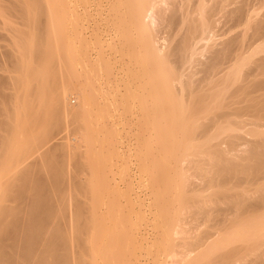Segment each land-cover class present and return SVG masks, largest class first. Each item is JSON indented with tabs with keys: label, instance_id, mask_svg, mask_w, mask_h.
Returning a JSON list of instances; mask_svg holds the SVG:
<instances>
[{
	"label": "bare ground",
	"instance_id": "6f19581e",
	"mask_svg": "<svg viewBox=\"0 0 264 264\" xmlns=\"http://www.w3.org/2000/svg\"><path fill=\"white\" fill-rule=\"evenodd\" d=\"M19 2L23 3L24 0H19ZM19 2H17V5L20 4ZM30 2L36 4L35 10H38L29 13L28 11L33 10L32 8L28 11H26L27 9H23L24 12L22 14L28 12L27 16H25V22H31L27 23L30 27L33 25L30 31L34 30V24L39 22V19H36L38 17L37 13L39 12L41 14L42 12V16L45 15L43 13H46L45 18L50 20V22L48 23L44 18L47 23H44L45 25L43 23L41 24L46 27L49 26L47 27L48 29L50 25L53 26L52 30L54 34H57L49 33L50 31H46V27V29H43V26H39L40 30H45L42 33L47 34H40L41 31L39 29L40 32L35 33L38 32L35 29L36 31H32L31 33L30 31L28 33L26 32L25 36L20 35L22 40L25 37V40H20L21 42H19L20 36L15 35L18 37V42H16L17 40L12 41L14 43L13 47L11 43L10 45L7 42L10 45L9 47L7 45L8 48L12 47L14 51H20L18 55H16L17 52L9 51L12 52L10 53L11 55H15L14 57L12 56L14 61L11 60L15 66H12L10 62L8 64L13 68L16 67L18 69L17 71H20L19 74L21 76L18 73H15L16 75L13 74V77L16 79H18V75L20 77L18 83L14 82L13 79V83H16L14 88L12 86L13 84L11 85L12 80H10L11 86L7 85L9 83H4V81L2 83V80H0V264H264V0H30ZM30 2L26 0V6H29L27 3L30 4ZM33 3L32 5L30 4V7L34 6ZM16 6L13 8H16ZM19 9L22 10V8ZM67 9H69L70 13L72 12V15L74 13H76L74 15L78 14L79 16L85 14L86 17L92 11L93 13L95 12L94 14H98L104 10L107 11V14L105 12L102 14H106L103 17L105 18L103 22L108 21L114 26L112 27L113 31L110 29L112 32L108 36L111 47L106 44L107 42H103L109 49L111 48L108 51L113 55L116 52L123 51H120L121 48H130L126 52L129 55L131 54V61L134 60L135 62H133L134 64L131 63L134 66L130 64L131 61L126 64L125 59H122L124 54H120L122 56L121 60L124 61V67L126 68L123 67V64H120L121 68L116 69V71L120 70L121 72L124 68V73L130 74L132 71L128 72V70H131L128 64L131 67L133 66V69L135 67V74H130L132 76L134 74L135 76V87L133 85L135 89V95H133L135 96V99H133L135 101L134 121L137 122L139 127L143 125L141 127L142 130L144 126H150L146 129V134H153L151 136H153L154 139H152L154 141L152 140L153 143H149L154 144V150H159V154L164 150L167 154L172 155H169L170 158L167 156L168 158L166 159L169 161H166L164 158L163 160L157 158L154 155L157 151L153 154L151 150L150 153L156 157V162L153 159L155 157H152V159L149 157L151 162L149 159L147 162H150L149 164L151 165H147V162L145 164L147 169L152 166L148 170L149 174L147 173L152 180L150 183H147L148 185L144 190L147 198L139 199L136 196L139 200L137 199V202L135 200V205L138 206V210L135 208V214H140V220L138 215L137 218L139 221L135 220V228L132 222H129L130 218L128 219L130 214L133 215V212H129L133 209L132 205L128 208V212L130 213L128 214L126 211L121 212L123 208L121 210L119 209L120 203L118 202L120 200H116L117 204L112 196L110 197H112L114 202L111 200L109 202L108 199L110 198H105L107 199L105 201L109 202L107 204L110 205L109 209L111 211L108 212V208H106L108 205L105 206V201L104 204H101L99 192L103 191L104 187L101 190L99 187L103 183L100 186H98L99 184L96 185L99 189L95 188L96 186L94 188L92 187L91 191L93 189L94 191L96 190V198L91 193H87L91 195V198L86 197L87 200L92 201L89 205L88 201L84 200L81 204L79 200L80 207L83 204L86 206V210L83 213L80 210L82 214L78 213L79 209L77 208L79 206L76 205L74 209L78 210H76L78 214H75V210H73V215H70L72 213L71 210L66 208L71 206L69 203L71 200L69 201L70 197L67 196H69L73 188L71 190V188L68 189L69 187L67 189L64 187L68 193L65 196L66 194L64 192L66 190L64 191L61 187L63 184L60 186L62 189L58 188L59 185L57 186L56 184V186L45 184L46 181L44 180V182L43 179H46L48 182L50 178L47 179V176L46 178H42L40 172L38 173V171L44 170L41 166L39 170L33 168L35 169L34 171L29 167L30 164L36 165H31L32 167H39L38 160L42 161L43 159L41 157L47 151L51 153L53 148L57 150L56 146L58 148L61 146L57 145L58 140L56 144H53L54 147L52 145L54 141H51L52 143L49 141L51 145L47 143L52 147H50L51 151L48 150L49 148H44L46 149V152L43 151V153L45 152L44 154L40 153L42 151L36 154L32 149L34 147L33 145L38 142L35 141L33 144V140L32 142L26 141L32 144L31 146L33 147L25 142L27 133L26 128L22 127L25 124L21 125L25 121L22 119L23 117H27L28 119L29 116L28 121L31 120L34 124V113L38 115V112L49 104H55L56 106H53L55 109L60 104V110L63 109L62 112L70 113L69 115H71V119L68 118V115V117L66 116V120L68 118V121H70V124L67 122V125L70 126L66 127L65 124L66 129L64 130L68 131L69 129L67 130V128H70L73 131H80V129H84L88 125V121L91 120L90 122L94 121L93 123H95V111L99 110L97 112L98 114L96 113L97 115L100 114V111H107L104 108L108 103L106 104L107 101L105 102L104 98L106 92H108L106 91L108 87L105 88L104 85L109 80L107 78L108 74L113 75V73H111V69H106L105 65L103 67L104 70L110 72L106 74L107 71L104 72L103 70L107 76H103V81L97 83L93 80V77L95 78L96 75L95 73L99 71V68L97 69L98 71L96 70L97 57L92 58L88 55L86 58V51L82 47H80L82 50H77L79 53L77 56L71 52V47H64L69 44V38H67L69 35L65 33V30L63 33H65L66 37L63 34L60 35L59 33L62 32L58 30L63 29L66 25H62L64 24V20L61 24V19L63 15L68 14L66 13ZM42 10L46 11L43 12ZM100 16L99 14V17H97L100 19ZM15 18L18 19V16ZM70 19L68 18V20ZM75 20L78 21L77 19ZM21 21H24V19H20ZM33 21L35 22L34 24H32ZM95 22L98 23L97 20ZM50 23H54L55 26ZM78 23L80 27L81 24L80 22ZM11 24H9V28L14 29L15 27H12L13 25ZM17 24L15 23V26ZM27 24H25L26 28L28 27ZM107 24L109 25V23ZM70 25L73 27L74 23ZM97 25L95 26L97 27ZM18 26L20 27V25ZM13 29L9 31L13 32ZM74 29L71 30H77ZM75 32H72L73 35H70V38L77 37L79 34L81 36L80 30ZM78 32L79 34H77ZM106 33L104 34L106 35ZM52 35L54 37L56 36V38ZM10 36L7 41H11ZM82 36L80 39H85L86 34ZM91 36L93 35L91 34ZM96 37L98 36L96 35ZM77 39L80 45L86 41L84 39V41H79V38ZM71 41L70 44H73ZM85 43L88 44L87 42ZM97 47L99 48V46ZM69 48L70 51H67ZM100 50L99 48L97 54L102 52ZM131 50L134 52L130 53ZM99 54V63H103L100 64V67H102L101 65H104L105 59H108L109 56L104 59L102 58L104 54L102 53V56ZM7 55L11 57L9 53ZM32 57L36 59L35 66L27 67L25 63ZM116 59L119 60V57ZM55 64L56 66L61 65V68L57 67V69H61L59 71L62 72L54 70L56 67ZM78 65L81 66V69H77ZM23 66H26L25 69H23ZM1 70L5 71L6 69ZM57 72L60 74L64 73L61 77H64L66 74V78L71 75V78L73 76L76 79L77 76L80 77V74L85 77V82L83 81L82 84H72L74 86L73 89L78 94L75 98L78 100V104L75 102V105L77 104L76 109H73L74 106L70 105L72 101L71 103L68 101L69 93L73 91H68V93L65 91L66 87L68 89L72 87L70 85V87L63 86L65 79H61L59 73L57 77L60 81L63 80L64 82L61 81L63 85L61 83L60 85L59 83L57 84L56 81L58 79L55 81V73L58 75ZM11 73L9 72V74ZM32 74L37 77V80ZM11 76L12 74L8 78L7 74L6 77L12 79L10 78ZM82 76L81 78H83ZM71 78L69 77V79ZM96 78L98 77L96 76ZM34 79L37 82L36 84L33 82ZM3 80L5 79L3 78ZM119 82L117 80V83ZM131 83L129 82L128 84ZM3 84H6L4 85V89L9 86L14 90L11 99L14 96L16 103L13 104L11 102L12 107L8 101L11 100L10 97L8 95L5 96V93H3L4 90H2L3 88L1 89V85ZM128 84L126 86L122 84L125 90L129 88ZM127 85L128 88H126ZM114 86L116 85L114 84ZM101 87L106 92H104V89L101 90ZM120 88L124 90L123 86ZM68 89L66 88V90ZM111 89L113 91V88ZM7 90L9 92L10 89ZM131 90L129 91L131 92ZM99 93H102L101 95L103 97H99ZM74 95L76 94L74 93ZM106 96L108 97V95ZM127 96H130L129 93ZM130 97L129 99H132V96ZM36 100L39 103L35 106L34 103L37 102ZM118 101L120 100L118 99ZM129 101L126 103H129ZM7 105L10 106V109H22L21 111L25 112L23 113L24 115L22 114L20 121L17 117L15 119V115L17 114H14V111L11 113L12 109L8 111L9 107ZM33 105L39 110L37 113ZM116 105L119 106L120 104ZM130 106H133V104H130ZM110 107L107 112H110ZM30 109L32 110L30 111ZM48 109L52 110V106ZM21 111L17 110L16 112ZM46 111L48 112L47 109L45 111L41 110L40 118L39 116L36 117L39 120L43 117V121L47 114ZM53 111L55 112L54 109ZM127 111L130 110L127 109L125 114L128 113ZM7 112L9 116L12 114V117H8ZM62 112L57 114L64 116L59 115V119L62 118L64 122L65 120L63 118H65L66 114L64 115ZM107 112L105 113L106 115L104 112H101V115L104 114L105 116V118L102 117L105 122L106 118H110V113ZM48 113L50 114V112ZM19 114L21 115V113ZM42 114L43 116L41 117ZM50 117L52 118L53 116ZM50 117L49 119H51ZM56 119L55 122L61 121L59 119L56 121ZM45 120L39 122L37 119L38 123L35 124L39 126L40 123L42 125L45 123ZM53 123L50 125H54L55 127L57 123ZM58 124L64 125L62 121L61 124L60 122ZM35 126L34 128L37 130L39 127L36 128ZM30 127L31 129L33 128V126ZM200 127L203 130L205 127L206 129L203 131ZM39 129L44 134L47 128H44L45 131L42 128ZM38 130L35 132H38ZM142 130L141 132L143 133L144 131ZM33 131L31 130L32 133ZM58 132L57 134L59 136L60 131L58 130ZM29 134L28 138H36L31 133ZM39 134L38 132L37 135ZM44 135H47V133ZM44 135L41 136L43 138H39L40 136L37 137L44 140ZM48 136L45 140H48ZM50 138L52 139L53 137L50 136ZM39 139L34 140L38 141ZM44 141L41 140L39 142L43 143ZM88 141H86V144H89L90 147L93 146L92 150L87 148L90 150L89 153H91L94 150V144L92 143L93 145H90ZM90 142L92 141L90 140ZM61 143L67 149L64 143ZM28 145L31 149L28 148ZM38 145L40 147V143ZM35 146L38 148L37 144ZM42 147L40 148L42 149ZM54 149L53 152H56ZM83 150L84 148L80 153ZM96 150L94 152L97 155V152L100 150H97V152ZM84 151L87 152L86 148ZM58 152H60L59 149ZM78 153L76 157L74 156L76 159L79 156L81 159L82 157L84 158V154V156H81ZM158 153L156 154L157 156H159ZM54 154L53 157L49 156L48 159L56 158L57 155L55 154V156ZM73 155L71 157L69 156V159ZM162 157H164V154ZM80 158H78V161ZM171 158L172 160L170 161ZM153 160L154 163H152ZM48 161L46 163L47 165ZM57 161L56 163L59 162L58 166H55L51 161L53 165L51 168L49 167L52 177L55 176V180H57V174L62 170V166H59L60 161ZM41 163L40 165H42ZM82 163H79V165H82ZM86 163L85 165L87 166L89 162ZM24 165H29V168L26 167L27 170L25 169V171ZM43 165L45 167V163ZM85 165L83 168L86 171L92 164H88L87 169ZM73 168H75V165ZM90 168L93 170V167ZM76 170L77 172L82 171H80V168ZM51 174L48 176H51ZM74 176L72 175L71 177ZM60 178L62 177L59 175V180H62L61 182L64 183L63 178ZM55 180L53 181L56 182ZM87 180H90L89 177ZM42 181L45 185L41 184ZM93 184H96L95 181L91 184L90 180L89 186L91 187ZM75 194L77 195V193ZM123 197H126V195L123 194ZM114 205L115 207L118 206L119 209V212L117 211L119 214L117 213V215L112 212ZM67 210H69V214ZM66 211L67 214H64ZM59 212L62 213L60 214ZM86 212L89 214L88 217H83V214L86 215ZM78 216L80 217V221L85 220L87 217L84 226L81 224L83 227L77 225L81 228H77L74 225V223L76 224L75 221H79L76 220L79 219ZM55 217L58 219L54 220ZM72 217H76L75 220ZM52 224L53 226L51 227ZM70 224L73 230L75 232L77 231L76 234H72V236L74 235L73 238L68 235L66 236L67 233L65 234V232L71 230L66 228L68 226L70 228ZM73 230L71 231L72 233ZM69 248L71 250L74 249L75 253L70 254L71 250ZM68 249L70 253L66 254L67 252L65 251ZM50 250L56 252L55 255L53 254V257L50 256L51 258H48V254H51ZM47 252L49 253L47 254ZM67 255H70V257Z\"/></svg>",
	"mask_w": 264,
	"mask_h": 264
},
{
	"label": "rangeland",
	"instance_id": "374dc122",
	"mask_svg": "<svg viewBox=\"0 0 264 264\" xmlns=\"http://www.w3.org/2000/svg\"><path fill=\"white\" fill-rule=\"evenodd\" d=\"M14 1V2H13ZM23 1V0H22ZM15 3V4H13V3ZM17 2H19V0H0V68L1 69H6L5 71L4 70H1L0 69V80H2V83H3V81H4V83L6 82V84L7 83H9V84H7V85H10V80H12V82H11V85L13 86V88H14V86H15V84L13 83V79H14V82H17L18 83V81H19V73H20V71H17L18 69H16V67H11L10 66V64H8L9 62L12 64V66H15V64L13 63V61H14V56L13 55H11L10 53H12L14 50H13V46H14V41H16L17 40V38L21 35H23V36H25V34H26V32L28 33L31 29H32V27H33V25L30 27L29 26V24H27V23H31V22H25L26 21V19H25V16H27V14H28V12L30 13V12H34V11H38V10H35V8H36V4H34L33 2V5L34 6H32V7H30V4L32 5V3L30 2V0H28V2H30V4L29 3H27L29 6H26V0H24V2L22 3V2H19L18 4L19 5H17ZM9 4V5H8ZM23 4V5H22ZM38 4V3H37ZM6 5V6H5ZM8 5V6H7ZM17 5V6H16ZM24 5H25V8H24ZM16 6V8H13V7H15ZM20 6V7H19ZM7 7V8H6ZM10 7V8H9ZM28 7H30V8H28ZM34 7V8H33ZM19 8H22V10L21 9H19ZM33 9V10H31V11H28V10H30V9ZM38 8V7H37ZM7 9V10H6ZM9 9V10H8ZM18 11H16V10ZM23 9H27L26 11H28V12H26V14L24 15V14H22L23 12H24V10ZM13 10V11H12ZM16 12H15V11ZM3 11V12H2ZM19 11H22V12H19ZM43 11V10H42ZM44 11H46V10H44ZM43 11V12H44ZM11 12V13H10ZM41 12V11H40ZM103 12H105L106 14H107V11H101V12H99L98 14L96 13V14H94L93 13V11H92V13H90V15H88L87 14V16L88 17H90V18H88V17H86V15L85 14H80L81 16H79L78 14L77 15H74V14H76V13H74L73 15H74V17H73V15H72V12L70 13V11H69V9H67V12L66 13H68V14H66V15H63V18L61 19L62 21H61V24H62V22H63V20H64V24H62L63 26L66 24L67 25V27H63V29H61V30H63V31H61V30H58V31H60V32H62V33H59L60 35L61 34H63V35H65V33L67 34V35H69V36H67V38H69V40H68V42H69V44H67V46H64V47H67L68 48V46L69 47H71L72 49H71V52L72 53H74V55H76L77 56V54L79 55V53H78V49H79V51L80 50H82V49H84L86 52V54H87V56H86V54H85V56H86V58L88 57V55L90 56V57H92V58H95V57H97V66H96V70L99 68V71H98V73H95L96 75H95V78L93 77V80H95L97 83H101L102 81H103V79H102V77L103 76H107L106 74L108 73V72H110V71H105L104 70V66H105V68L107 69H111V73H113V75L112 74H108V77L107 78H109V80L107 81V84L106 85H104L105 86V88H107L106 89V91H108V92H106L105 91V89L103 88V87H101V90H103L104 89V92H106V95H108V97L105 95V98H104V100H105V102H106V104H107V106H111L110 107V112H107V111H109L108 110V108L109 107H105L104 109L106 110L107 109V111H100L99 113V115H97L98 113V111H95V123H93L94 121H92V122H90V121H88V125H86L85 127H84V129H80V131H73V129L72 130H70V128H67V130L68 131H66V130H64V129H66V127H69L70 125H67V122L70 124V121H68V118H70V116L71 115H69L70 113H64V112H62V110H60L61 109V106H60V104L59 105H57V107H56V109L55 108H53V106L55 105V104H53V105H51V104H49L48 106H44L45 108L44 109H41L42 111H45V109H47L48 110V112H50V114L46 111V115L48 116L47 118H46V115H45V119H47V120H45V123L44 124H40L39 123V126L37 125V124H35V123H38L37 122V119H38V121L40 122V121H42V119H43V114L41 115V120H39V118H40V114L42 113L41 112V110H40V112H38V115L37 114H35L34 113V115H35V117H34V115H32V117H34L33 119H35V121H34V124L36 125H34L33 124V122H31V120L30 121H28L29 120V116H28V119H27V117L26 118H22V114L23 113H25V112H22L21 110H19V109H15L16 111L18 110V111H21V112H16L15 110H13L14 108H11L12 109V111H11V113H13V111H14V114H17V115H15V119H19V121H20V119L22 118V119H24L25 121L24 122H22V120H21V125H23V124H25V125H23L22 127L23 128H26V133H27V135H26V137L28 138V134L29 133H31L32 134V136H36V138H26V140H25V142L27 141H31L32 142V140H33V144L35 143V141L36 142H38V143H40V147H42L43 145H44V147H42V149L39 147V145H38V143H35V145L37 144V146H38V148H36V146L35 145H33L35 148H36V150H35V148L33 147V146H31L32 144H30V143H27L26 142V144H30V146L31 147H33V151H35L36 152V154H37V152H40V151H42V152H40V153H42V154H44L45 152H46V149H44V148H49L48 150H50L51 151V149H50V147L51 146H49L48 145V143H49V141L52 143V145L53 144H56V141L58 140L59 142H60V144H59V142H57V145H59V146H61V147H59L58 148V146H56V148H57V150H55L54 148V151H56V152H53V149H52V151H51V153L49 152L48 153V151L46 152V154L45 155H43V156H45V158H43V156L41 157L43 160L41 161V160H38V166L39 167H32L33 165L32 164H30V166L29 167H31V169L34 171L35 169H37V170H39V169H41L40 168V166L45 170H43V171H38V173L40 172V175L42 176V178H46V176H47V179H49L50 178V180L48 181V182H50V183H48L47 182V180L46 179H43V181L45 182V184L46 185H49V186H51V184H52V186L53 185H59L58 186V188H63V190L65 191L66 189H67V187H69L68 189H70L71 188V190H72V188H73V190L72 191H70L71 193V195H74V196H72L71 197V195L69 194V196H67V190L64 192V194H66L65 196H67V197H70V199H69V203H70V205L71 206H68V208H66V209H70L71 210V214L70 215H73V210H75L74 209V207L76 208V205H78L79 207L77 208V209H79V211H78V213H83V211L84 210H86V206L83 204L81 207H80V205H79V200L81 201V204H82V201H84V200H86V201H88V205H89V203H91L92 201H89V200H87V198L86 197H90L91 198V195H88V194H92V196L94 197V198H96L95 197V194H96V190L94 191V189H93V191L95 192H93V191H91L92 190V187L94 188L97 184H99L98 186H100L102 183V185L99 187L100 188V190H101V188H103L104 187V190L103 191H101V192H99L100 193V201H101V204L103 203L104 204V201L105 200H107L108 198H110V199H108V201L109 200H111L112 202H114L115 201V203H117V201H119L118 203H120L119 204V209L121 210V208H123V210L121 211V212H124V211H126V212H128L129 211V206L131 207V205H132V210L131 211H129V212H133V215L132 214H130L129 212H128V214H130V216L128 217V219H129V222H132V224L134 225V228H135V222L138 220V215H139V220H140V214H135V208L137 209V205H135V200H136V202H137V199L139 198V199H142V198H147V195H145V188H146V186L148 185L147 183L149 182L150 183V181L152 180V179H150L149 178V176H148V174H149V172H148V170H150V168H152V166L151 167H148L147 165H151V164H149L150 162H151V159H152V157H157V158H160V159H162L163 160V158H164V160H166V161H169L168 159H166V158H168L169 157V155H171V154H167L164 150V152L163 151H161L162 153L161 154H159L158 153V151L157 150H154V147H153V145L154 144H150L149 142H151V143H153L152 142V140L154 139L153 138V136H151V135H153V134H151V133H147L146 134V132H147V128H149L150 126H148V125H146V126H144V128H143V130L141 129V127H143V125H141L140 127H139V125L137 124V122H135L134 120H135V101L133 100V99H135L134 97L135 96H133V95H135L134 93H135V89H134V87H135V76H134V74H135V67H134V69L132 68L134 65V60L133 61H131L132 59H131V54L129 55V53L128 52H126V50L127 51H129V49H125V48H121L120 49V51L121 50H123L125 53H126V55H125V53L123 52V51H121V52H116V54H112V53H110L109 51H110V49L108 48V46L110 45V42H109V38H108V36L111 34V32L113 31V28L112 27H114L113 26V24H111L110 22H108V21H105V23L103 22V19H105V18H103L104 16H106V14H102ZM14 13H16V14H14ZM37 13V12H36ZM35 13V14H36ZM14 14V15H13ZM17 14H19V15H17ZM39 12L37 13V20L39 21L37 24L33 21V23L32 24H34V27L35 28H33L34 30H32V31H36V30H38L40 27L39 26H43V24L44 23H47V21H48V23L50 22V20H48L47 18H45V16H46V13H43V14H45V15H43L42 16V12H41V14H39ZM99 14L102 16H100V19L98 18L99 17ZM16 15V16H15ZM21 15H23V16H21ZM72 15V16H71ZM85 15V16H84ZM92 15V16H91ZM95 15V16H94ZM18 16V19L17 18H15V17H17ZM41 16H42V18H41ZM67 16V17H66ZM77 18H76V17ZM98 16V17H97ZM24 17V18H23ZM35 17H36V15H35ZM48 17V16H47ZM74 18V20H73V18ZM93 17V18H92ZM95 17H96V19H95ZM41 18V19H40ZM44 18H45V20H47V21H45L44 20ZM67 18V19H66ZM68 18L70 19V18H72V19H70V20H68ZM20 19H24V21H21L20 22ZM36 19H35V21H36ZM66 19V20H65ZM75 19H77L78 21H76ZM86 19V20H85ZM97 20L98 21V23H96L95 22V20ZM19 20V21H18ZM85 20V21H84ZM11 21V22H10ZM45 21V22H44ZM68 21V22H67ZM81 21H83V22H81ZM92 21H94L93 23H92ZM100 21V22H99ZM15 22L17 25L15 26V23H14V25H13V23ZM51 22H52V20H51ZM71 22V23H70ZM78 22H80V27H79V23ZM87 22V23H86ZM12 23V24H11ZM20 23V24H19ZM21 23H23V24H21ZM41 23H43V24H41ZM74 23V26L76 27V25H77V27L75 28L74 26V28L75 29H77L78 31L80 30V32H81V36L84 34V36H85V34H86V36H85V39L84 40H86L85 42H87L88 44H86L85 42H80V43H82L83 44V46H82V44L80 45L79 44V42H78V39L77 38H79V41L81 40V41H84L83 39H80L81 38V36H80V34H79V32L77 33V34H79L77 37H73V38H70L73 34H72V32L74 33L75 31H77V30H75L73 27H72V25H70V24H73ZM76 23V24H75ZM78 23V24H77ZM85 23H86V26H85ZM96 23V24H95ZM100 23V24H99ZM107 23H109V25L107 24ZM9 24H11V25H13L12 27H15L14 29H13V32H10L9 30H11L12 31V29L11 28H9L10 27V25ZM25 24H27V28H26V25ZM50 24H52V23H50ZM49 24V25H50ZM54 24V23H53ZM52 24V25H53ZM55 24H56V22H55ZM55 24H54V26H55ZM97 25V27H98V29H97V27L94 25ZM104 24V25H103ZM18 25H20V27L18 26ZM23 25V26H22ZM25 25V26H24ZM45 25V24H44ZM92 25V26H91ZM100 25V26H99ZM106 25V26H105ZM110 25H112L111 27H110ZM22 26V27H21ZM37 26V27H36ZM109 26V27H108ZM16 27H18V28H16ZM25 27V28H24ZM44 28L43 29H46L47 27H49V26H43ZM46 27V28H45ZM52 27L53 26H51L50 25V28L48 29L47 28V30L46 31H50L49 33H53L54 34V32H53V30H52ZM82 27V28H81ZM97 29H95V28ZM101 27V28H100ZM104 27V28H103ZM8 28V29H7ZM22 29V31H21V29ZM30 28V29H29ZM65 28H67V29H65ZM69 28V29H68ZM73 30H75V31H72L71 29ZM81 28V29H80ZM86 28H88L87 30H86ZM90 28V29H89ZM36 29V30H35ZM41 29H42V27H41ZM52 31H51V30ZM83 29H84V31H83ZM102 29V30H101ZM107 29V30H106ZM112 31H111V30ZM23 30L25 31L24 33H23ZM27 30V31H26ZM40 30V29H39ZM38 30V32H35V33H39L40 31H41V33L40 34H47V33H42V32H45V30L43 31V30H40L39 31ZM64 30H65V33H63L64 32ZM70 30H71V32H70ZM82 30V31H81ZM94 33H92L91 31ZM96 30V31H95ZM110 30V31H109ZM14 31H20V32H14ZM32 31H30V33L32 32ZM57 31V32H58ZM99 31V32H98ZM100 32H102V33H100ZM106 33V35L104 34V33ZM17 33V34H16ZM34 33V32H33ZM76 33V32H75ZM89 33V34H88ZM96 33V34H95ZM3 34V35H2ZM8 34V35H7ZM55 34H57V33H55ZM54 34V35H55ZM91 34L93 35V36H91ZM12 35H14V36H12V38H11V36ZM15 35H18V37L17 36H15ZM49 35V34H48ZM62 35V36H63ZM71 35V36H70ZM96 35L98 36V37H100V38H98V37H96ZM100 35V36H99ZM10 36V40L11 41H7V39H9L8 37ZM21 36H20V38H19V42H21L20 40H22V38H21ZM50 36V35H49ZM48 36V37H49ZM53 36V35H52ZM62 36H60V37H62ZM54 37V36H53ZM52 37V38H53ZM59 37V36H58ZM57 37V38H58ZM65 37H66V35H65ZM83 37V36H82ZM88 37V38H87ZM93 37H94V40H93ZM15 38V39H14ZM54 38H56V36L54 37ZM66 38V39H67ZM77 39V41H76V39ZM103 38V39H102ZM3 39V40H2ZM74 40V42H73V40ZM101 39V40H100ZM23 40H25V37L23 38ZM22 40V41H23ZM72 40V41H71ZM97 40V41H96ZM107 40V41H106ZM4 41V42H3ZM13 41V42H12ZM70 41H71V43L73 42V44H70ZM93 41H95V42H93ZM99 41V42H98ZM102 41V42H101ZM108 45V46H106V44L104 43V42ZM7 42H9L8 44H10L12 47H10V48H8L10 45H8L7 44ZM16 42H18V40L16 41ZM77 42H78V45H77ZM98 42V43H97ZM66 43V42H65ZM76 43V44H75ZM84 43H85V45H84ZM95 45H93V44ZM96 43H97V45H96ZM101 43V44H100ZM5 44H6V46H5ZM7 45H8V47H7ZM60 45V44H59ZM65 45V44H64ZM71 45V46H70ZM77 46H79V48H77L76 49V47ZM97 46H99V48L101 49L100 50V54H101V56H102V53L104 54L103 56H102V58H107L108 56V59H109V61H107L108 59H105V63H104V65H101L102 67H100V64H103V63H99V57H98V54H97V51L99 50V48L97 47ZM5 47V48H4ZM80 47H82V49L80 48ZM85 47H87L86 49H85ZM89 47V48H88ZM92 49H91V48ZM95 47H96V49H95ZM104 47H106L104 50H102ZM110 47H111V45H110ZM117 47H119V46H117ZM12 48V49H11ZM58 48H60V47H58ZM57 48V49H58ZM133 48V47H132ZM7 49H9L8 51H7ZM60 49H62V48H60ZM108 49H109V51H108ZM74 50V51H73ZM88 50H89V52H88ZM96 50V51H95ZM133 50H135V49H133ZM3 51V52H2ZM9 51H12V52H9ZM67 51H70V48H69V50H67ZM90 51H91V53H90ZM119 51V50H118ZM15 53H16V55H18V53L20 52H18V51H14ZM99 52V51H98ZM134 52V51H133ZM132 52V50L130 51V53H133ZM5 53V54H4ZM9 53V55H11V57H9L7 54ZM14 53V54H15ZM81 53V52H80ZM20 54V53H19ZM92 56H91V55ZM96 54V55H95ZM99 54V55H100ZM110 54V55H109ZM122 54H124L123 55V58H122V56L121 55ZM95 55V56H94ZM128 55V56H127ZM7 56V57H6ZM94 56V57H93ZM106 56V57H105ZM113 56V57H112ZM128 58H127V57ZM131 56V57H130ZM113 58V60L114 59H116V58H118L119 57V60L118 59H116V60H112V58ZM114 57H116V58H114ZM126 57V58H125ZM129 57H130V60H129ZM135 57V56H134ZM133 57V58H134ZM9 58V59H8ZM33 58V59H32ZM31 59H32V61H31V59L29 60V61H31V62H26L25 64H26V66L27 67H33V66H35L34 64H35V61H36V59H35V57H32ZM121 58L124 60V61H126L125 63L127 64V62H130V64L131 63H133V64H131V65H133L132 67L128 64V66H129V69L131 68V70H128V72H130V71H132V72H130V74L131 73H134L133 74V76L132 75H130V74H128V73H124V71H125V69L124 68H126V67H124V64L125 63H123L124 61H122L121 60ZM128 59V60H127ZM135 59V58H134ZM11 60H13V61H11ZM112 60V61H111ZM121 60V61H120ZM8 61V62H7ZM34 61V62H33ZM7 62V63H6ZM23 62V61H22ZM108 63V65H107V63ZM112 62V63H111ZM121 62V63H120ZM16 63V62H15ZM110 63V64H109ZM2 64V65H1ZM18 64H20V63H18ZM123 64V69H124V71H123V69H122V71L120 72V70H117L116 71V69H118V68H121V65ZM12 68H10L9 66ZM22 65V64H21ZM38 65V64H37ZM60 65V64H59ZM111 65V66H110ZM120 65V66H119ZM5 66V67H4ZM26 66H23V69H25V67ZM55 66H56V64H55ZM79 66V65H78ZM77 66V69H81V66H79L78 67ZM109 66H110V68H109ZM57 67L59 68H61V65L60 66H56L55 68H54V70H58L57 69ZM115 69H114V68ZM117 67V68H116ZM9 68H10V70H9ZM101 68H102V70H101ZM113 68V69H112ZM13 69H15L16 70V72H15V70L13 71ZM8 70H9V72L12 74V76L10 77V78H12V79H8L9 78V76L11 75V74H9V72H8ZM59 70H61V69H59ZM58 70V71H59ZM103 70H104V72H106V74H104V72H103ZM113 70V71H112ZM127 70V69H126ZM133 70H134V72H133ZM2 71V72H1ZM4 71V72H3ZM7 71V72H6ZM14 72V73H13ZM59 72H62V71H59ZM59 72H57V74L59 73ZM103 72V73H102ZM3 73V74H2ZM19 74L18 75V79H16L15 77H13L14 75L13 74ZM7 74H8V78L6 77L7 76ZM15 74V75H16ZM60 74V73H59ZM59 74L58 75H56V73H55V76L57 77V76H59ZM64 73H61L60 74V78L61 79H65L64 81L63 80H61V81H63L64 82V85L62 84V82L59 80V78L57 77H55V81H56V83L58 84L59 83V85H60V83H61V85H63V86H71L72 88H69L68 89V87H66L68 90H66V88H65V91L68 93V91L69 92H71V91H73L76 95H74V93L73 92H71V93H69L70 95L68 96L69 97V103H71V101H72V103L70 104V105H72V106H74L73 107V109H76L77 107H76V105L78 104V100L77 99H75L76 97H77V93H76V91L73 89V87L74 86H72V84L74 85V84H82V82L85 80V77L84 76H82L81 74H80V77H78L77 76V78L75 79V78H73V76H72V78H71V75H67L68 77L66 78V74L64 75V77H61L62 75H63ZM103 74V75H102ZM117 74V75H116ZM119 74V75H118ZM2 75H4V76H2ZM6 75V76H5ZM102 75V76H101ZM126 75H128L127 77H126ZM5 79V80H9L8 82L7 81H5V80H3V78ZM21 76V75H20ZM32 76H35V75H33L32 74ZM81 76L83 77V78H81ZM96 76L99 78H96ZM113 76V77H112ZM125 76V77H124ZM7 79H6V78ZM36 77V76H35ZM69 77L71 78V79H69ZM76 77V76H75ZM128 77H129V79H128ZM121 78H122V80H121ZM16 79V80H15ZM31 79V78H30ZM33 79V78H32ZM36 80H37V77L35 78ZM35 79H34V81L33 82H35L34 84H36L37 82L35 81ZM39 79V78H38ZM67 79H68V81H67ZM99 81H98V80ZM111 79H113V80H111ZM133 79V80H132ZM71 80V81H70ZM117 80H118V82H119V80H121L119 83H117ZM127 80V81H126ZM39 81V80H38ZM69 81H70V83H69ZM134 81V82H133ZM33 82H31L32 84H33ZM68 84H67V83ZM85 82V81H84ZM113 82V83H112ZM131 83V84H128V83ZM6 84H3V85H1L2 87H1V89L2 90H4L3 91V93H5V96H9L10 97V99H11V95H12V92L14 91V90H12L13 88L11 87H9V86H7V87H5V89H4V85H6ZM114 84L116 85V86H114ZM119 84V85H118ZM122 84H125V86H126V84H128L129 85V88H128V85H127V87L126 88H128V89H126L125 90V87H124V85H122ZM10 85V86H11ZM58 85V86H59ZM133 85H134V87H133ZM69 86V87H70ZM123 86V88H124V90L122 89V88H120V87H122ZM130 86H132V87H130ZM61 87V86H60ZM111 88H113V91H112V89ZM115 88V89H114ZM132 90H131V89ZM7 89H10L9 90V92H8V90ZM111 89V90H110ZM116 90H118V91H116V94H115V91ZM129 90H131V92L129 91ZM6 91V92H5ZM112 91V92H111ZM124 91H125V93H124ZM8 92V93H7ZM123 92V93H122ZM129 93V95L130 96H132V99H129V97L130 96H127L128 95V93ZM7 93V94H6ZM108 93V94H107ZM122 93V94H121ZM102 93H99V97H101L102 95H101ZM127 94V95H126ZM117 95V96H116ZM126 95V96H125ZM74 96V97H73ZM116 96V97H115ZM121 96V98H119V97ZM103 97V96H102ZM111 97V98H110ZM113 97V98H112ZM122 97H123V99H124V101H123V99H122ZM125 98H127L126 100L127 101H129V100H131V101H129V103H126L127 101L125 100ZM131 98V97H130ZM9 99V98H8ZM16 100V98H14V96L12 97V99L11 100H8L10 103L12 102L13 104H15L16 102H15V100ZM114 99H116L117 100V102H116V100H114ZM118 99L120 100V101H118ZM76 100V101H75ZM111 100H114V101H111ZM133 100V101H132ZM37 102H35L34 104H35V106H36V104H38L39 103V101L38 100H36ZM9 102H6L7 104H10ZM74 102V103H73ZM75 102H77V104L75 105ZM133 102V103H132ZM12 103L10 104V106L12 105ZM110 103V104H109ZM125 105H124V104ZM116 104H120L119 106H117ZM130 104L132 105L133 104V106H130ZM117 107H116V106ZM127 105V106H126ZM10 106L9 105H7V107H9V110L8 111H10L11 109H10ZM13 106V105H12ZM11 106V107H12ZM34 106V105H33ZM34 106V109L36 110V113H37V111H39L38 109H36V107ZM51 106H52V110L51 109H48V108H51ZM56 106V105H55ZM54 106V107H55ZM60 106V107H59ZM122 106V107H121ZM129 106V108H127ZM48 107V108H47ZM59 107V108H58ZM41 108V107H40ZM125 108V109H124ZM53 109L55 110V112L53 111ZM59 109V110H58ZM116 109V110H115ZM118 109V110H117ZM122 109V110H121ZM127 109H129L130 111H127L128 113H126L125 114V112H126V110ZM32 109H30V111H31ZM35 110H34V112H35ZM57 110V111H56ZM26 111V110H25ZM53 111V112H52ZM118 111H119V113H118ZM16 112V113H15ZM27 112V111H26ZM28 112H29V110H28ZM60 112H62L64 115H65V118H63L65 121L63 122V120H62V118L61 119H59L60 117H59V115L60 114H57V113H60ZM101 112H104V114L107 112V113H110L109 115H110V118L109 119H107L106 118V122H105V120H103L104 118H105V116H104V114L103 115H101ZM114 112V113H113ZM124 112V113H123ZM19 113H21V115L19 114ZM61 113V114H62ZM97 113V114H96ZM113 113V114H112ZM131 115H130V114ZM9 113L7 112V115H8ZM57 114V115H56ZM112 114V115H111ZM123 116V114H124V116L123 117H125V118H128V119H125V118H123L121 115ZM128 114V115H127ZM11 116H9L8 115V117H12V114H10ZM24 115V114H23ZM69 117H68V116ZM99 117H97V116ZM106 115V114H105ZM114 115V116H113ZM36 116H39V118L38 117H36ZM50 116H53L52 118L50 117ZM58 116V117H57ZM60 116H62V115H60ZM66 116L68 117L67 118V120H66ZM131 118H130V117ZM17 117V118H16ZM32 117H30L31 119H32ZM49 117L52 119H49ZM54 117H56V118H58L59 120H61L62 121V123L64 124V125H62L61 124V121H58V122H60V124L61 125H59L58 124V122H55V119L56 118H54ZM62 117H64V116H62ZM102 117H104V118H102ZM107 117V116H106ZM113 118H115V119H113ZM130 118V119H129ZM9 119H12V118H9ZM13 119H14V116H13ZM32 119V120H33ZM53 119H54V121H53ZM58 119H56V121L58 120ZM71 119V118H70ZM69 119V120H70ZM93 118H92V120H94ZM126 120V122H125V120ZM132 119V120H131ZM28 121V123H29V125H28V123H26L27 121ZM43 120V121H44ZM84 120V119H83ZM97 120V121H96ZM129 120V121H128ZM131 120V121H130ZM18 121V120H17ZM18 121V122H19ZM42 121V122H43ZM47 121H49V123H47ZM54 123H53V122ZM99 121V122H98ZM122 121V122H121ZM41 122V123H42ZM66 122V123H65ZM72 122V121H71ZM80 122H82V121H80ZM91 124H90V123ZM97 122V123H96ZM103 122V123H102ZM32 123V124H31ZM56 124L55 125V127H54V125H50V124ZM27 124V125H26ZM45 124H47V125H45ZM65 124H66V127H65ZM83 124V123H82ZM20 125V126H21ZM41 125V126H40ZM49 125V126H48ZM27 126V127H26ZM30 126H33V128H34V126L36 127V128H42V130H44L45 131V129L44 128H47L46 129V131L44 132V134H46L47 133V135H44L43 134V132L41 133L40 132V130L41 129H37L38 130V132L40 133V134H42L41 136H43L44 135V137L45 138H47V136L48 135H50L51 137H53L52 139L50 138V136H48V140L46 141L45 140V138H44V140L43 139H39V138H43V137H41L40 136V134L39 135H37V133L38 132H35V131H37L35 128L33 129H31V127ZM62 126H63V128H62ZM148 126V127H147ZM204 126V125H203ZM207 126V125H206ZM28 127H29V129H28ZM64 130H62L61 128ZM22 128V129H23ZM58 128H60V129H58ZM71 128H72V126H71ZM202 127H200V129H201ZM199 129V128H198ZM199 129V130H200ZM205 129H206V127H205ZM204 129V130H205ZM31 130H34L33 131V133L31 132ZM58 130L60 131V134H59V136H58V134H57V132H58ZM141 130L142 131H144L143 133L141 132ZM202 130H203V128H202ZM202 130H200V131H202ZM203 130V131H204ZM29 133H28V132ZM202 131V132H203ZM35 132V133H34ZM85 132V133H84ZM24 133H25V129H24ZM59 133V132H58ZM84 133V134H83ZM87 133H89V134H87ZM35 134V135H34ZM54 134V135H53ZM55 134H56V136H55ZM143 134V135H142ZM149 134H150V136H149ZM30 135V134H29ZM53 135V136H52ZM89 135V136H88ZM37 136H40L39 138L37 137ZM30 137V136H29ZM56 137H58V138H56ZM87 137V138H86ZM49 138H50V140H49ZM91 138V139H90ZM153 138V139H152ZM34 139H39L38 141L37 140H34ZM54 139H56V140H54ZM83 139V140H82ZM84 139H86V140H84ZM89 141H88V140ZM44 141L43 143H41V142H39V141ZM62 140V141H61ZM90 140L92 141V142H90ZM86 141H88L89 143H90V145H93L94 144V150L93 151H91V153H89L90 152V150H92L93 149V146H89V144L87 145L86 143ZM154 141V140H153ZM48 142V143H47ZM61 142H63L64 143V146L65 147H67V149L66 148H64L63 147V145H62V143ZM47 143V144H46ZM80 143V144H79ZM85 143V144H84ZM93 143V144H92ZM50 144V143H49ZM67 144V145H66ZM78 144V145H77ZM150 144V145H149ZM46 145V146H45ZM51 145V144H50ZM79 145H81V146H83V147H81V146H79ZM29 146V145H28ZM28 147V148H30L31 149V147ZM77 146H78V148H77ZM85 146V147H84ZM87 146H89V147H87ZM53 147H54V145H53ZM69 147V148H68ZM71 147H73V148H71ZM75 147V148H74ZM96 147H98V148H96ZM52 148V147H51ZM64 150H63V149ZM80 148H84V150H85V148H86V150H87V152H85L84 150H83V152H85V153H80L81 151H82V149H80ZM90 149V150H88V149ZM100 150V151H98V152H100V154H102L101 156H99L100 154H98V152H97V150ZM155 148L156 149H158L157 148V146H155ZM44 149V150H43ZM58 149H59V151L60 152H58ZM62 149V150H61ZM70 149H72L71 150V152H69V150ZM77 149H79V150H77ZM38 150V151H37ZM75 152H74V151ZM96 150V152H97V155H96V153L94 152ZM151 150H152V152H151ZM154 150V151H153ZM29 151H31V150H29ZM33 151H31V152H33ZM43 151H45L44 153H43ZM64 151V152H63ZM78 151H79V153H78ZM157 151V153L159 154V156H161V157H159V156H157L156 154H154L155 152ZM34 152V153H35ZM52 152H53V154L55 153L56 155H57V157L55 158H52L51 160L50 159H48L49 158V156H51V157H53V154H52ZM60 153V154H58V153ZM69 152V153H68ZM94 152V153H93ZM149 152V153H148ZM153 153V154H151V153ZM40 153H38V154H40ZM61 153H62V155H61ZM71 153V154H70ZM77 153L79 154V155H87L86 157L84 156V158L82 157V159L80 158V156L78 157V158H80V162L78 161V158L76 159L75 157L77 156ZM49 154V155H48ZM54 154V155H55ZM67 154H68V156H67ZM70 154V155H69ZM74 154V155H73ZM76 154V155H75ZM90 154H92L91 155V157H90ZM148 154V155H147ZM151 154V156H149ZM163 154H164V157H162L163 156ZM55 155V156H56ZM61 157V156H63L62 158H60L59 156ZM65 155V156H64ZM71 155H73V157L71 158V159H69L70 157H71ZM93 155H96V156H93ZM147 155V156H146ZM153 155V156H152ZM46 156H47V158H46ZM70 156V157H69ZM75 156V157H74ZM89 156V157H88ZM99 156V157H98ZM166 156V157H165ZM168 156V157H167ZM172 156V155H171ZM50 157V158H51ZM89 159H88V158ZM96 157V159H94ZM149 157L151 158V159H149ZM156 157L155 158H153L154 160H155V162H156ZM65 158V159H64ZM75 160H74V159ZM91 158V159H90ZM170 158V157H169ZM40 159V158H39ZM44 159H46L45 161H44ZM50 161H48V160ZM57 159H58V161H60V165L59 166H62L61 167V169L62 170H60V173H62V174H57L58 176H56L57 178V180H55L54 179V177H52V174L50 173V168H51V166L54 164L55 166L57 165L58 166V164H59V162L57 161ZM60 159V160H59ZM150 160V162H147V160ZM58 162V163H56V161ZM81 160H84V161H81ZM88 160V161H87ZM93 161L94 162V164H93V162H91V161ZM95 160V161H94ZM154 160H153V162L152 163H154ZM157 160H159V159H157ZM162 160H160V161H162ZM172 160V158L170 159V161ZM43 162V163H45V167H44V165H43V163H41V162ZM47 161H48V165L46 164L47 163ZM53 162V164H51L52 162ZM63 161V162H62ZM76 161V162H75ZM165 161V162H166ZM81 162H83L82 163V165H79V163H81ZM90 165V164H92V165H88L87 163ZM145 162V163H144ZM146 162L148 163L146 166L148 167V169L145 167V164H146ZM162 162H164V161H162ZM40 163L42 164V165H40ZM56 163V164H55ZM67 163V164H66ZM75 163V164H74ZM78 163V164H77ZM85 163L87 164V166L85 165ZM27 164V163H26ZM76 164H77V166H76ZM97 164V165H96ZM104 164H105V166H104ZM160 164V163H159ZM182 164H183V162H182ZM32 165V166H31ZM64 165V166H63ZM74 165H75V168H73L74 167ZM79 165V166H78ZM85 165V168L87 169L88 168V166H89V169H87L86 171L84 170V168H83V166ZM100 165V166H99ZM142 165H144L143 167H144V169H143V167H142ZM172 165V164H171ZM185 165V164H184ZM25 166V165H24ZM23 166V167H24ZM28 166H25L24 167V171H25V169L27 170V168H29ZM34 166H36V165H34ZM48 166V167H47ZM68 166V167H67ZM96 166H98V167H96ZM173 166V165H172ZM27 167V168H26ZM50 167V168H49ZM77 167V168H76ZM90 167H93V170L95 169V171H93L92 170V168H90ZM95 167V168H94ZM106 167V168H105ZM33 168H35V169H33ZM46 168H47V171H46ZM78 168H80V171L81 172H77V170L76 169H78ZM83 168V169H82ZM109 168V169H108ZM142 168V169H141ZM75 169V170H74ZM92 171H91V170ZM97 169V170H96ZM98 169H99V171H98ZM147 169V170H146ZM30 170V169H29ZM76 171V172H75ZM144 171H147V172H144ZM45 172V173H44ZM73 172H75L74 174H73ZM87 172H88V174H87ZM89 172H91L90 174H89ZM93 172V173H92ZM35 173H36V171H35ZM41 173H43V174H41ZM51 174V176H48V175H50ZM78 173V174H77ZM148 173V174H147ZM46 174V175H45ZM67 174V175H66ZM69 174H71V175H69ZM76 174V175H75ZM44 175V176H43ZM59 175H60V177H62L63 178V181H64V183L63 182H61L62 180H59ZM74 176V177H71V176ZM78 175V176H77ZM77 176V177H76ZM97 176V177H96ZM66 177V178H65ZM88 177H89V179L91 180V184L95 181V183L96 184H93V186L91 185V187L89 186L90 185V180H87L88 179ZM92 177H94V178H92ZM62 178H60V179H62ZM65 178V179H64ZM68 178H70V179H68ZM86 178V179H85ZM92 178V179H91ZM107 180L106 182H105V180ZM68 179V180H67ZM74 179H76L75 180V182H74ZM80 179L81 180V182H80V180L78 181V180ZM84 179V180H83ZM100 179V180H99ZM101 179H102V181H101ZM148 179H150L149 181H148ZM53 180H55L56 182H54ZM71 180V181H70ZM97 180V181H96ZM104 180V181H103ZM41 182V184H44V182ZM52 181V182H51ZM67 181H69L68 183H67ZM101 181V182H100ZM145 181V182H144ZM73 182V183H72ZM85 182V183H84ZM100 182V183H99ZM105 182V183H104ZM61 183V184H60ZM73 185V187H72V185ZM74 183H75V185H74ZM80 183V184H79ZM44 184V185H45ZM63 184V185H62ZM67 184H68V186H67ZM70 184V185H69ZM79 184V185H78ZM106 184H108V186H106ZM43 185V186H44ZM55 185V186H56ZM62 185V186H61ZM48 186V187H49ZM61 186V187H60ZM71 186V187H70ZM75 186V187H74ZM88 186V187H87ZM98 186H96L95 188H97ZM105 186H106V188H105ZM47 187V186H46ZM64 187H66V189L64 188ZM108 187V188H107ZM143 187V188H142ZM57 188V187H56ZM61 188V189H62ZM87 188V189H86ZM91 188V189H90ZM99 188H97V189H99ZM76 189V190H75ZM106 189V190H105ZM113 189V190H112ZM136 189V190H135ZM62 190V191H63ZM84 190V191H83ZM86 191V192H85ZM113 191H114V193H113ZM122 191V192H121ZM143 191V192H142ZM73 192V193H72ZM111 192V193H110ZM75 193H77V195L75 194ZM86 193V194H85ZM88 193V194H87ZM118 193V194H117ZM124 195H126V197H123V194ZM139 193V194H138ZM112 194V195H111ZM115 194V195H114ZM87 195V196H86ZM118 195V196H117ZM77 196V197H76ZM110 196H112L113 197V199H114V201H113V199H112V197H110ZM122 196V197H121ZM136 196L138 197V198H136ZM118 197H120V198H118ZM72 198V199H71ZM74 198V199H73ZM83 198H85V199H83ZM94 198H92L93 200H94ZM105 198H107V199H105ZM122 198V199H121ZM89 199V198H88ZM118 199V200H117ZM138 199V200H139ZM77 200V201H76ZM117 200V201H116ZM75 201V202H74ZM107 201V202H108ZM127 201V202H126ZM129 201V202H128ZM106 202V201H105ZM107 202H106V204H105V206L106 205H108V207L106 206V208H108V212L109 211H111L110 209H109V204H107ZM110 202V201H109ZM108 202V203H109ZM76 203V204H75ZM78 203V204H77ZM114 203V204H115ZM117 203V204H118ZM121 203H123V204H121ZM130 204V205H129ZM122 205V206H121ZM124 205V206H123ZM85 206V207H84ZM73 208V209H72ZM115 208V209H114ZM127 208V209H126ZM105 209V208H104ZM103 209V210H104ZM117 209V210H116ZM119 209H118V206L117 207H115V205H114V207H112V212L115 214V215H117V213L119 212ZM74 211L75 212V214H78V213H76L77 211ZM80 210H81V212H80ZM113 210H115V211H113ZM138 210V209H137ZM68 211V214L70 213L69 212V210H67ZM67 211H66V213H64V214H67ZM118 211V212H117ZM60 214L62 213V212H59ZM81 213V214H82ZM111 213V212H110ZM109 213V214H110ZM112 213V214H113ZM74 214V215H75ZM80 214V215H81ZM84 214H85V212H84ZM83 214V217L84 216H87L88 217V215L89 214H87V212H86V215H84ZM108 214V215H109ZM111 214V215H112ZM119 214V213H118ZM70 215H69V217H70ZM136 215V216H135ZM110 216V215H109ZM57 217V216H56ZM55 217V219L54 220H56V219H58L59 218V216H58V218H56ZM66 217V216H65ZM79 217V216H78ZM86 217V218H87ZM76 218V217H75ZM75 218H73L72 217V219H74L75 220ZM86 218H85V220L83 219V220H81L80 221V217H79V219H76V220H79V221H75L76 222V224L74 223V225L77 227V228H81V227H78L77 225H79V226H84V223L86 222ZM63 219V218H62ZM81 219H82V217H81ZM127 219V220H128ZM60 221H61V219H59ZM131 220V221H130ZM136 220V221H135ZM138 220V221H139ZM56 222V221H55ZM83 222V223H82ZM71 223V222H70ZM68 224V223H67ZM72 224H73V222H72ZM82 224V225H81ZM73 225V226H74ZM53 226V224L51 225V227ZM67 226V225H66ZM82 226V227H83ZM72 226H71V224H70V228H69V226L68 227H66V228H68V230L69 229H71V230H69V232L67 231V229H66V231L67 232H65V234H66V236L68 235L69 237L71 236L72 238L74 237V235L72 236V234H76V232L73 230V227L71 228ZM75 228V227H74ZM54 230V229H53ZM52 230V231H53ZM73 230V233L71 232ZM55 231V230H54ZM79 231V230H78ZM72 238H67V239H72ZM134 246H135V244H134ZM70 249V248H69ZM68 249V250H69ZM54 250V249H53ZM68 250H66L65 252H67L66 254H69L70 253V250L68 251ZM74 250V249H73ZM73 250H71V253L70 254H72V253H75V250L73 251ZM51 251V250H50ZM49 251V252H50ZM49 252H47V254L49 253ZM55 252L56 251H51V254L49 253L48 254V258H51V257H53V254L55 255ZM51 256V257H50ZM67 256H69L70 257V255H67ZM73 256V255H72Z\"/></svg>",
	"mask_w": 264,
	"mask_h": 264
}]
</instances>
